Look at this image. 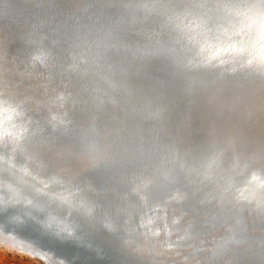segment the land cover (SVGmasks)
Masks as SVG:
<instances>
[{
	"label": "clouds",
	"instance_id": "clouds-1",
	"mask_svg": "<svg viewBox=\"0 0 264 264\" xmlns=\"http://www.w3.org/2000/svg\"><path fill=\"white\" fill-rule=\"evenodd\" d=\"M0 264H264V0H0Z\"/></svg>",
	"mask_w": 264,
	"mask_h": 264
}]
</instances>
